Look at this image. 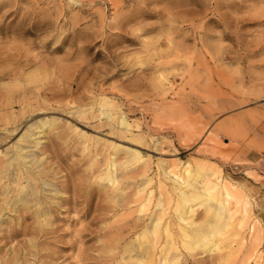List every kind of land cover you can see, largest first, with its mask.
Here are the masks:
<instances>
[{
  "label": "rangeland",
  "instance_id": "rangeland-1",
  "mask_svg": "<svg viewBox=\"0 0 264 264\" xmlns=\"http://www.w3.org/2000/svg\"><path fill=\"white\" fill-rule=\"evenodd\" d=\"M199 163L228 213L176 220L172 181ZM163 255L264 264V0H0V264Z\"/></svg>",
  "mask_w": 264,
  "mask_h": 264
},
{
  "label": "bare ground",
  "instance_id": "bare-ground-1",
  "mask_svg": "<svg viewBox=\"0 0 264 264\" xmlns=\"http://www.w3.org/2000/svg\"><path fill=\"white\" fill-rule=\"evenodd\" d=\"M120 123L122 125L125 124L124 120H121ZM131 157H133V156H131ZM129 160L132 161L133 159L131 158ZM132 162H134V161H132ZM136 162L138 163V160ZM128 163H129V161H128ZM130 164H131V162H130ZM134 164H136V163L134 162ZM220 174H221V172H218L217 170H214V169H211L207 166H204L201 163H199L195 167L194 166L191 167V165L188 166L187 164L183 166L180 174L178 176H176L177 178H175L177 180L172 181L173 184L171 185V190L175 193V196H176V203H175V207H174V210H175L174 214H175L176 220H177V215L178 214H184L186 212L189 204L193 203V201H196V200L199 202L203 201L204 204H202V205L205 206L206 212L212 215L209 222H211L213 220V218H215V216L217 218H220L224 211H225V213L226 212L228 213V211L225 208H224L225 209L224 211H222V209H223V207H226L225 201H227V200L225 198L228 199V197H230V194H231L230 193V187L226 182H224V179L222 180V178H221L222 174L221 175ZM103 179L107 180V181H112L113 184H115L114 182L116 181L115 176L111 172H107L105 174V178H103ZM179 179L182 181H179ZM151 193L152 192H150V195H151ZM146 194H148V193H146ZM145 201H147V199ZM141 202H142V200H141ZM228 203H230V202H228ZM160 204H161V202H158L155 206H157V205L159 206ZM139 205H140V203H139ZM144 207H145V204H141L140 210H143ZM140 212L141 211H139V213ZM232 214H234V213H231V215ZM229 216H230V214L227 217L228 220L226 221V223L222 224L221 230L219 232V237L218 238L215 237L214 242H211V243L204 245L206 252H210V251L212 252L214 250H218L220 248L222 242L224 240L228 239L230 231L234 227V223L236 221V217H235V219L234 218L232 219V217L229 218ZM160 218L161 217H159V219L153 223L154 225H153V227H151L152 228L151 234L157 233L159 224L161 223ZM242 219H239L238 222H241ZM160 226H161V224H160ZM168 226H169V223H167L163 229L164 233L166 235V237H165L166 249H167V251L171 250V249H173V250L176 249L175 251H177V246H176L177 241L175 240L174 236L171 234V231L169 230ZM162 228H161V231L163 232ZM159 229H160V227H159ZM179 229H181V228H179ZM180 231H181V234H180ZM146 232H147V230L145 229V233ZM145 233H143L142 237H141V239H143V240L144 239L146 240V238H145L146 234ZM179 234H180L179 237H181V242L184 244L186 249H188V250L195 249V246H193L189 242L190 238H188V240H187V234H185V231L183 229L179 230ZM185 237H186V239H184ZM141 239H139V240H141ZM143 244L144 243L140 242L138 244V246L142 247ZM184 251H185V249H184ZM155 255H157V254H155ZM177 255H178V253H177ZM160 262H161L160 264H180L179 258L178 259L171 258L169 255L161 256ZM136 264H145V263H144V261L140 260L139 262H136Z\"/></svg>",
  "mask_w": 264,
  "mask_h": 264
}]
</instances>
